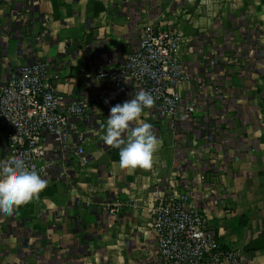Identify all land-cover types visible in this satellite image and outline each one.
Instances as JSON below:
<instances>
[{
  "label": "crops",
  "instance_id": "obj_1",
  "mask_svg": "<svg viewBox=\"0 0 264 264\" xmlns=\"http://www.w3.org/2000/svg\"><path fill=\"white\" fill-rule=\"evenodd\" d=\"M152 22L184 38L191 79L174 91L185 108L165 117L145 109L161 141L153 166L120 169L102 125L135 92L120 96L100 74L121 65ZM36 59L54 65L48 82L59 75L64 98L92 101L88 118H73L90 162L72 146L38 198L0 215V264H168L152 228L158 195L202 209L224 246L264 264V247L250 250L264 239V0H0V81Z\"/></svg>",
  "mask_w": 264,
  "mask_h": 264
},
{
  "label": "built area",
  "instance_id": "obj_2",
  "mask_svg": "<svg viewBox=\"0 0 264 264\" xmlns=\"http://www.w3.org/2000/svg\"><path fill=\"white\" fill-rule=\"evenodd\" d=\"M184 38L174 28L148 23L124 62L100 74L121 96L148 91L160 116H178L185 102L174 88L188 82L191 73L180 59ZM54 65L36 59L22 67H8L0 81V134L7 157L23 158L44 177L57 159L67 160L69 150L83 165L90 162L85 135L74 138L73 118L84 120L92 110L86 96L64 98L57 89L59 75L48 82ZM188 110L194 111L188 107ZM158 192V190H157ZM123 203L108 205L117 218ZM157 253L168 264H245L240 252L224 246L204 211L176 196L158 195L152 211Z\"/></svg>",
  "mask_w": 264,
  "mask_h": 264
},
{
  "label": "clouds",
  "instance_id": "obj_3",
  "mask_svg": "<svg viewBox=\"0 0 264 264\" xmlns=\"http://www.w3.org/2000/svg\"><path fill=\"white\" fill-rule=\"evenodd\" d=\"M154 104L155 98L150 92L140 91L135 98L110 108L106 127L102 125V140L106 146L119 150L120 169L152 168L161 141L152 124L141 117ZM47 185L48 181L23 158L0 162V215H13L20 206L38 198Z\"/></svg>",
  "mask_w": 264,
  "mask_h": 264
},
{
  "label": "water",
  "instance_id": "obj_4",
  "mask_svg": "<svg viewBox=\"0 0 264 264\" xmlns=\"http://www.w3.org/2000/svg\"><path fill=\"white\" fill-rule=\"evenodd\" d=\"M262 247H264V239L252 244L250 250L258 249V248H262Z\"/></svg>",
  "mask_w": 264,
  "mask_h": 264
}]
</instances>
